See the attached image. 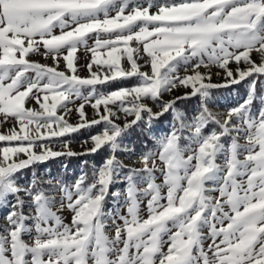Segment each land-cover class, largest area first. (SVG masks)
<instances>
[{"label": "snow or ice", "instance_id": "1", "mask_svg": "<svg viewBox=\"0 0 264 264\" xmlns=\"http://www.w3.org/2000/svg\"><path fill=\"white\" fill-rule=\"evenodd\" d=\"M81 48L91 54L87 77L77 74ZM242 82L241 103L209 107L213 89ZM194 97L190 117L178 105ZM166 114L157 137L153 122ZM9 121L0 131V264H264V0H0V127ZM101 124L80 152L65 139ZM136 131L156 150L125 143ZM101 150L102 162L89 174L80 161L71 182L38 174L49 160Z\"/></svg>", "mask_w": 264, "mask_h": 264}, {"label": "rangeland", "instance_id": "2", "mask_svg": "<svg viewBox=\"0 0 264 264\" xmlns=\"http://www.w3.org/2000/svg\"><path fill=\"white\" fill-rule=\"evenodd\" d=\"M93 43V41L89 40V44L91 45ZM133 46L135 45V42H133ZM41 51H43V49H41ZM100 51H104L103 49H101ZM78 61H77V74L82 76V77H87L89 75V71L87 69V67H85V65L89 62V60L91 59V54L86 52L83 48H81L78 53ZM141 59L138 61L141 65H145V54L143 53V51L141 50L140 53ZM106 58V56H105ZM256 58V57H254ZM30 59L33 61H38L40 63L43 64H48L51 65L53 63V61L51 60V58H48L47 60L39 54H33L30 56ZM122 65L124 67H128V63L126 60H122L121 61ZM231 67H235V65H231ZM60 68L61 70H63L64 68V62L61 60L60 62ZM95 66L93 67V71H95ZM142 71H149V68L147 66H144L141 68ZM202 72H206L207 70L204 68L200 69ZM212 82L213 83H222L223 82V78L222 75L221 76H217L216 73L221 71L218 68L213 67L212 68ZM182 75L184 74L183 72L181 73ZM131 86V85H129ZM185 91V89L180 88L178 90H176L175 92H173L170 95H165V99H170L172 98V96L176 95V94H183V92ZM247 91V85L246 83L242 82L240 85H233L229 88H219V89H213L212 90V97H213V101L214 103L209 104V107L214 111V112H223L226 110V108L228 107H233L236 106L237 104L241 103L243 101V98L246 94ZM79 103H81V101L76 100L75 101V105H70V107L73 108V111L71 113L68 114L67 118L69 119L70 122L72 123H76L79 119L78 114L76 113L75 106L79 105ZM29 106H33V105H29ZM198 106V99L197 98H192L190 100H185V103H182V105H179V107L186 111L188 113V115L191 117V115L193 114V111L197 108ZM85 111L87 113V115L89 117H92L94 115L93 109L90 106H86ZM58 114H60V110L58 109ZM123 114H120V119L117 120V123H123ZM129 119H131V117H129ZM171 116L169 115V118L167 120H163L161 121L159 124H156L155 121L153 122V128L152 131L155 134V136L159 137L161 135H163L165 132L168 131L170 123H171ZM11 127V121H9V123L4 124L2 127H0V131L2 132H6L7 129ZM209 127H212L211 125ZM208 130V129H206ZM143 133V132H142ZM135 136L137 137V141L132 140L131 141H125V143H128L130 145H132L135 148V151L137 154L141 153V152H146L149 150H156L155 149V142L153 139H149L146 137L145 133H143V135H141L140 131H137V133L135 134ZM142 136H145L146 138L143 139ZM88 137V136H87ZM87 137L82 138L79 137V139L76 137V140L73 139L72 140V148L74 151L80 152L82 151L81 148V141L85 140ZM54 140L57 138H53ZM147 139L150 140L149 142H147ZM224 142L227 144L228 143V138L225 137L224 138ZM243 143V141H241ZM137 143V145H136ZM181 143H187V141L182 140ZM13 144H15V142H13ZM140 144V145H139ZM53 148L55 150H59V145L56 143H53ZM90 146V145H88ZM139 147V148H138ZM105 153L103 154V156L100 157V159L98 161H93L92 163H89L88 166H85V171H88L89 174L91 173V165L92 164H99L102 162L103 158H104ZM187 155V153H186ZM119 158L125 163L128 164L130 166H135V167H139L140 165L137 164H133V160L135 159V157H129L128 153L125 152H121L118 153ZM86 157V156H83ZM75 158V157H74ZM81 158V157H79ZM86 158H90V157H86ZM67 159L69 164H67V162L65 163L64 160L66 161ZM63 160V161H62ZM73 161V162H72ZM80 160H77L76 164L75 161L72 158H66V157H60L57 158L55 160H49L47 163L45 164H40L37 166V171L38 174H45V170H50V174L52 176H62L66 181L71 182L75 179V177L80 173ZM218 162H220V158H218ZM159 163V162H158ZM63 164H67V170H65L62 166ZM31 176V170H25L22 174V180H26L28 178H30ZM157 183H160L162 181V177H160L159 173H157ZM47 178V176L45 175V179ZM114 187H118V188H123L122 184H117ZM112 207V200L111 197L109 198V200L106 202V208H110ZM55 210V209H54ZM63 217H65V222L66 223H70L71 221V213H69L68 211H63L60 213ZM141 215L146 217V211L143 209V205H142V211H141ZM3 220V212L0 211V222H2ZM113 233L110 231L109 235H112ZM166 250V247H165Z\"/></svg>", "mask_w": 264, "mask_h": 264}, {"label": "trees", "instance_id": "3", "mask_svg": "<svg viewBox=\"0 0 264 264\" xmlns=\"http://www.w3.org/2000/svg\"><path fill=\"white\" fill-rule=\"evenodd\" d=\"M135 82H136V78L133 77V78H131V79H129V80L124 81L123 84H124V86H129V85H132V84L135 83ZM115 87H116V85H101V86H97V88H98L99 91H110V90H113ZM182 103H185V100H184V101H181V102L179 103V105H182ZM179 105H178V106H179ZM168 118H169V115L166 114L165 116L161 117L160 120L155 121V123H156V124H159L161 121H163V120H167ZM103 127H104L103 124H101V125H97V126H95L94 128H92V129H90V130H82V131L79 132V133H73V134H70L68 137H65V139H71V140L75 139V140H76V137H77L78 139H79V137L85 138V137L89 136L90 133H94V132H96V131H98V130H101ZM205 131H207V130L205 129ZM136 133H137V131H136V132H133L130 136H128V137L126 138V141H131V139H132V140H135V141L139 142V141L137 140V137L135 136ZM140 133H141V135H143L142 132H140ZM142 137H143V139L146 138L145 136H142ZM149 141H150V140L147 139V142H149ZM3 145H4V142H0V146H3ZM136 145H137V143H136ZM139 145H140V144H139ZM138 148H139V147H138ZM104 153H105V150H101L100 152L96 153L95 155L88 156V157H90V158H86L87 156H86V157L79 156V157H81V158H79V157H75V158H74V157H73V160L75 161V164H76L77 160H80V159H81V160H88L89 163H92L93 161H98V160L100 159V157L103 156ZM68 160H69V159H67L66 161L64 160V162H65V163L67 162V164H69ZM62 161H63V160H62ZM72 162H73V161H72Z\"/></svg>", "mask_w": 264, "mask_h": 264}]
</instances>
